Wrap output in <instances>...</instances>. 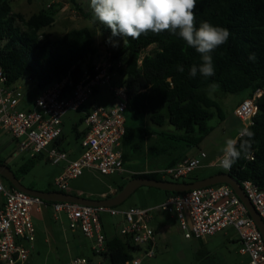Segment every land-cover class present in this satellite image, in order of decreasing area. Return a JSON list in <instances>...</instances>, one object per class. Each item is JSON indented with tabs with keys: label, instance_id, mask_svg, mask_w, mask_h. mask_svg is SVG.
<instances>
[{
	"label": "trees",
	"instance_id": "trees-1",
	"mask_svg": "<svg viewBox=\"0 0 264 264\" xmlns=\"http://www.w3.org/2000/svg\"><path fill=\"white\" fill-rule=\"evenodd\" d=\"M69 1L78 6L81 0ZM12 2L0 0V66L10 85L27 79L40 91L68 76L79 81L85 70L93 68L101 51L90 29H74L59 38L41 42L40 33L56 21V14L51 11L53 6L25 19L13 12ZM195 14L197 27L207 21L231 33L228 41L211 53L215 69L212 77H204L199 71L195 77L189 75L191 67L199 68L203 61L179 36L166 31L148 32L133 40L113 36L111 29L101 23L105 52L112 54L111 71L118 73L122 78L119 83L127 89L126 131L122 139L124 166L130 163L131 169L138 170L136 161L145 155L153 157L156 163L163 162L164 168L176 165L188 158L189 151L210 133L208 122L214 117L213 109L224 119L218 102L210 97L213 92L228 95L247 91L251 99L261 91L256 101L258 112L249 127L255 133L250 155L253 160L242 155L231 170L224 172L241 184L252 181L264 189V0H197ZM112 43L120 44L111 49ZM253 55L255 59H249ZM177 65H182L184 71H177ZM213 83L219 87L210 93L209 85ZM84 121L85 116L74 127L77 141L87 132V129L79 132ZM64 135L63 132L58 143L65 140ZM36 159L39 157L29 158L17 170L2 158L0 164H7L21 181L32 170ZM154 170L137 171L131 179L173 181L163 179ZM197 180L200 179L191 182ZM181 181L185 179L176 182ZM163 192L166 199L184 194ZM105 247L106 251L101 254L93 252L109 259L110 264H126L139 252L123 236L110 240L105 237Z\"/></svg>",
	"mask_w": 264,
	"mask_h": 264
},
{
	"label": "built area",
	"instance_id": "built-area-1",
	"mask_svg": "<svg viewBox=\"0 0 264 264\" xmlns=\"http://www.w3.org/2000/svg\"><path fill=\"white\" fill-rule=\"evenodd\" d=\"M52 6L53 4H48L47 8ZM111 56L110 52L100 54L93 68L85 70L79 81L68 76L38 91L27 110H20L25 101L21 86L19 83L10 85L0 66V129L12 136L17 153L29 158L44 156L46 161L57 166L65 164L55 181L62 192H68L69 183L86 170L104 176L123 175L127 172L123 162L122 139L126 131L128 96L124 85L113 82V78L119 75L111 71ZM106 86L109 88L111 104L92 105L84 110L94 94ZM261 95V91L256 92L236 109L235 113L243 128H249L253 124V118L258 112L256 101ZM82 110L87 132L79 140V157L71 160L69 152L62 147L63 142L58 143L63 134V118L70 112ZM206 158V153L201 152L198 157L185 158L172 167L154 172L163 179L176 182L188 177ZM250 159L253 160V157L250 156ZM212 165L219 167L217 160ZM241 186L264 221V189H260L252 181H245ZM0 194L4 198L0 208V264H27L31 252L27 246L35 241L32 209L48 203L6 186L1 175ZM51 205L57 217H67L71 230H79L87 238L94 240L93 250L97 254L106 251L100 213L120 215L121 236L128 238L133 246L139 248L134 259L126 264H142L143 259L155 257L156 233L151 221L157 211L172 213L185 232V237L189 239L202 240L232 227L237 233L240 253L249 257L248 264H264L263 236L247 208L229 185L192 190L169 197L154 208L126 212H118L113 207H91L69 202H53ZM70 264L95 263L78 257Z\"/></svg>",
	"mask_w": 264,
	"mask_h": 264
},
{
	"label": "rangeland",
	"instance_id": "rangeland-1",
	"mask_svg": "<svg viewBox=\"0 0 264 264\" xmlns=\"http://www.w3.org/2000/svg\"><path fill=\"white\" fill-rule=\"evenodd\" d=\"M13 2L17 3V5H13L15 7L13 12L20 14L25 19L43 9L47 10V4H53V9H49L48 11L51 10L56 14V21L52 27L46 28L40 33L41 42L47 39L59 38L74 29L88 28L97 38V42H99L100 54H104L105 50H107V46H103L102 43L100 33L101 23L93 14L90 0L79 1L78 6H73L69 0H13ZM119 44L115 43L110 48H116ZM151 49L152 47L148 50L150 51ZM116 78H113V82H120L122 79L119 76ZM19 85L26 98L20 110H27L31 104V99L34 98L38 90L35 83L27 79L21 81ZM210 97L218 102L224 119L222 120L218 116L215 109L212 110L214 117L208 122V126L211 129L210 133L202 140L198 147L192 148L188 153L189 157H198L201 152H205L207 158L185 178V182L187 183L196 179H204L220 172L225 173L223 169L212 164L217 156L222 153L221 149L224 147L226 140L234 138L241 131V126L234 115V110L238 104L248 97V92L228 95L213 92ZM109 104L110 92L106 86L100 88L94 94L87 104V108L89 109L92 105L107 106ZM81 118H84V114L76 112H70L63 118L65 128L64 138L69 142V144H63L66 149L76 148L78 145L74 127L79 124ZM169 128L173 129L172 127ZM84 129L85 124L79 126V132ZM1 157L5 159L6 163L13 170H17L29 160V157L25 154L17 153L16 143L12 136L7 131L0 129ZM70 159L74 160L76 157H70ZM136 165H140L144 169H161L165 164L163 162L156 163L153 157L145 155L136 161ZM131 166L133 164L129 163L128 167ZM60 171L61 165H53L46 161L44 156H39L32 170L22 178L21 184L37 191L59 192L60 190L55 185V179L58 177ZM128 176V172L123 175L104 176L98 172L86 170L79 178L71 181L70 186L74 189L73 195L76 196V190L81 189L84 191V195H80L79 197L87 198L89 193H91V199L93 200L98 198L95 193L101 191L103 187L108 190L111 186L118 188L125 185L123 179ZM5 185L8 186L7 182H5ZM0 200L4 202L1 194ZM165 200V194L162 190L143 186L123 204L113 208L118 212H126L133 209H149L162 204ZM48 211L50 215V230L33 220L35 229L33 246H35L36 250H31L27 264H66L69 261V257L77 256L91 260L95 264L100 261L101 264H110L109 259L94 254L92 250L94 240L87 239L82 233L78 235L80 247L77 248V243H74L72 230L69 227L66 216L61 215L57 217L52 208H49ZM155 213L163 218V222L158 220L157 223H160L161 227L163 225L166 226L162 231L157 230V233L155 231V257L143 259L142 264H248L249 257L242 255L239 251L240 245L236 240L237 234L234 228H227L202 240L189 239L185 237V232L180 228L177 219H174L171 213L160 211ZM54 215L57 220L54 218ZM121 222L122 217L120 215H112L109 212L100 213L101 231L108 240L121 237ZM151 226L154 227L155 224L153 223ZM50 233H53V238L50 237ZM58 258L60 262H57Z\"/></svg>",
	"mask_w": 264,
	"mask_h": 264
},
{
	"label": "clouds",
	"instance_id": "clouds-1",
	"mask_svg": "<svg viewBox=\"0 0 264 264\" xmlns=\"http://www.w3.org/2000/svg\"><path fill=\"white\" fill-rule=\"evenodd\" d=\"M197 0H90V7L98 21L108 26L113 36H122L133 40L142 34L152 32L160 34L168 32L179 36L187 46L194 48L201 55L202 64L193 65L189 75L195 77L197 71L204 77L215 75L211 53L225 44L231 33L227 28L215 26L207 21L196 26ZM249 59L254 60L255 56ZM177 71L184 67L177 65ZM219 85H209V92L215 91ZM255 133L248 127L239 131L236 138L227 139L221 149L222 155L216 159L219 167L231 170L241 156H250ZM247 137V139H242ZM238 141L239 148L237 147Z\"/></svg>",
	"mask_w": 264,
	"mask_h": 264
},
{
	"label": "water",
	"instance_id": "water-1",
	"mask_svg": "<svg viewBox=\"0 0 264 264\" xmlns=\"http://www.w3.org/2000/svg\"><path fill=\"white\" fill-rule=\"evenodd\" d=\"M0 175L7 180L15 189L27 193L29 195L38 197L47 203L63 202V203H75L84 206L91 207H117L123 204L132 194H134L139 188L143 186L160 189L162 191L172 193H185L192 190L202 189L215 185H229L240 200L247 208L250 217L256 222L258 229L260 230L264 239V221L260 217L259 213L255 210L253 204L245 194L241 183L233 178L229 173H217L204 179L197 180L195 182H174L165 180H155L149 178H135L131 179L124 188L114 197L106 198L103 200H91L74 196L68 193L62 192H42L27 188L21 184V181L16 177L14 171L7 164H0Z\"/></svg>",
	"mask_w": 264,
	"mask_h": 264
},
{
	"label": "crops",
	"instance_id": "crops-1",
	"mask_svg": "<svg viewBox=\"0 0 264 264\" xmlns=\"http://www.w3.org/2000/svg\"><path fill=\"white\" fill-rule=\"evenodd\" d=\"M14 4H16L17 5V3H14V2H12V8L14 9L15 7L13 6ZM47 6H48V4H47ZM14 11V10H13ZM38 93V92H37ZM37 93H36V95L34 96V98L37 96ZM34 98H32L31 99V103L33 102V100H34ZM25 100H26V98H25ZM246 100H248V97L246 98V99H244L240 104H238L237 106H236V108H235V110H234V115H235V117L237 118V120L239 121V124H240V126H241V130H242V128H243V125H242V122H241V120L237 117V115H236V109L238 108V106H240L244 101H246ZM25 104H28V103H25ZM110 104H111V102H110ZM22 106V105H21ZM21 106H20V108H21ZM29 107H31V104H30V106ZM28 107V108H29ZM86 109H88L87 107L86 108H84V110H86ZM84 110H82V111H80V112H76V113H84L83 111ZM64 125H63V132H65L64 131ZM85 129H86V127H85ZM239 133V132H238ZM238 135V134H237ZM237 135L234 137V138H236L237 137ZM78 142V145H77V147L76 148H72V149H66V147H64L63 146V144H65V143H67V144H69V142L68 141H63V143H62V147L66 150V151H68L69 152V154H70V157H76V158H78L79 157V155H80V153H81V149H80V141H77ZM220 155H222V153L220 154ZM220 155H218V156H220ZM217 156V157H218ZM2 158V157H1ZM188 158H191V157H189L188 156ZM3 159V158H2ZM5 160V159H4ZM215 160H217V159H215ZM137 166H139L140 167V165H137ZM64 167H65V164H61V171L59 172V175L62 173V171L64 170ZM125 169L127 170V172L129 173V176L128 177H126L125 179H123V181L125 182V185L131 180V173H137V171H141V172H150L152 169H156V170H159L160 168H152V169H144V168H139L138 170L137 169H131V167H128V165H126L125 166ZM161 169H164V167L163 168H161ZM155 171V170H154ZM58 175V176H59ZM215 175V174H214ZM57 179V178H56ZM56 179H55V181H56ZM73 181V180H72ZM43 192H50V191H43ZM51 192H53V191H51ZM59 192H62V191H59ZM73 192H74V189L70 186V183H69V191L68 192H62V193H68V194H71V195H73ZM120 191H119V187L118 188H114V187H109V189L108 190H106L105 189V187H103V189L101 190V191H99V192H97V193H95L96 194V196L98 197V198H96V199H93V200H103V199H106V198H111V197H114V196H116L118 193H119ZM76 194L78 195V196H80V195H84V191L83 190H81V189H77L76 190ZM94 194V193H93ZM76 195V196H77ZM75 196V195H74ZM92 194L91 193H89V196L87 197V198H89V199H91L92 197ZM166 199V198H165ZM92 200V199H91ZM3 200H0V208H2V206H3ZM158 206V205H157ZM49 208H52V210H53V207H52V205L51 204H46L45 206H42V207H40V208H37V207H34L33 209H32V220H35V221H37V222H39V224H41L42 226H44L45 228H47L48 230H50L51 229V226L49 225V220H50V215H49ZM54 211V210H53ZM55 213V212H54ZM172 214V213H171ZM56 215V214H55ZM54 215V218L57 220V218H56V216ZM60 217V216H59ZM172 217H174V219H175V216L172 214ZM67 218V217H66ZM160 221V222H163V218L162 217H160V215H158L157 213H155L154 214V217H153V220L151 221V225L154 223L155 224V226L153 227L154 229H155V231H156V233H157V230L158 231H162V230H164V228H165V226L163 225L162 227H161V224L160 223H157V221ZM156 221V222H155ZM158 225H160V227H158ZM79 233H82L81 231H79V230H72V238H73V240H74V243L76 244V246H77V248H79L80 247V244H78V235H79ZM83 234V233H82ZM237 234V233H236ZM84 235V234H83ZM50 237H52L53 238V233H50ZM61 237V236H60ZM84 237H86L85 235H84ZM87 238V237H86ZM87 239H89V238H87ZM237 241H238V237H237V239H236ZM77 241V242H76ZM34 244V243H33ZM33 244L32 245H29L28 247L30 248V250H36L35 249V246H33ZM93 248H94V243H93V246H92V250H93ZM31 253V252H30ZM56 253H57V251H56ZM57 255V254H56ZM79 256H77V257H69V261L66 263V264H70L71 263V261L73 260V259H75V258H78ZM57 262H60V259L58 258L57 259ZM97 264H101V261L100 262H97Z\"/></svg>",
	"mask_w": 264,
	"mask_h": 264
}]
</instances>
